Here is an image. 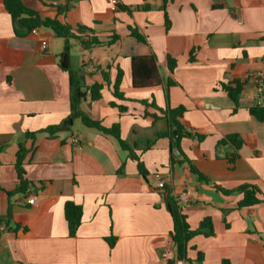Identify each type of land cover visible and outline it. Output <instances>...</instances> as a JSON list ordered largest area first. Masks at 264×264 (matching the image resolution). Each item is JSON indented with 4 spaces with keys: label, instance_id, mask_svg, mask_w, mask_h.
Here are the masks:
<instances>
[{
    "label": "crops",
    "instance_id": "crops-1",
    "mask_svg": "<svg viewBox=\"0 0 264 264\" xmlns=\"http://www.w3.org/2000/svg\"><path fill=\"white\" fill-rule=\"evenodd\" d=\"M24 2L43 18L93 29L104 43L120 36L111 46L90 50L72 40L71 65L86 86L104 83L102 98L92 101L88 94L83 109L106 128L119 125L121 138L148 174L141 175L138 162L113 136L81 120L54 136L40 133L71 113L69 74L59 67L64 39L45 28L17 36L0 0V219L9 222L0 225V264H166L174 254L167 192L174 199L185 194L178 203L191 229L206 218L213 223V236L200 235L188 244L194 264L200 252L202 264H264V203L238 208L241 193L216 189L253 184L264 196V121L249 112L264 105L255 77L264 75V0H170L169 29L163 0ZM61 4L68 6L64 14L56 8ZM130 27L147 42L132 37ZM133 57H154L161 83L136 87ZM169 57L177 61L173 72ZM119 70L125 100L113 95ZM235 80L244 82L236 112L221 86ZM140 100L162 109L183 106L182 124L204 139L183 138L177 147L175 138L159 137L172 132L167 118L156 119L160 113ZM230 135L243 140L235 163L229 161L235 147L218 145ZM21 146L31 184L14 193ZM183 156L209 182L199 181ZM160 180L165 187H158ZM69 201L83 209L75 237L69 236L64 215ZM112 237L113 247L107 240Z\"/></svg>",
    "mask_w": 264,
    "mask_h": 264
},
{
    "label": "trees",
    "instance_id": "trees-1",
    "mask_svg": "<svg viewBox=\"0 0 264 264\" xmlns=\"http://www.w3.org/2000/svg\"><path fill=\"white\" fill-rule=\"evenodd\" d=\"M170 0H163L165 11V22L166 28L170 27V20L168 18L166 7ZM6 10L12 17L13 26L15 34L17 36H26L33 29H51L56 37L64 39V49L60 54L59 67L69 74L70 78V99H71V113L70 115L63 120L60 124L50 126L44 130H41L40 133H46L49 136H54L58 133L71 130L74 122L76 120H81L83 125L87 128L96 129L103 134L113 136L119 143L120 147L129 152V155L132 159L138 162V168L141 175L146 178L148 172L140 160V158L133 154V150L128 146V144L121 138L119 125H115L112 128L104 127L99 121L93 120L83 109V104L85 103L88 94L92 101H98L102 98V91L104 89V83H97L92 86H86L83 83L79 73L72 68L71 65V49H72V40L77 41L81 47L85 50H90L94 47L106 44L108 46L113 45L120 40V36L113 34L107 42H102L99 39L98 34L88 27H77L69 25L68 23H62L58 19L43 18L41 15L34 9L28 7L24 0H3ZM121 9L125 7L119 6ZM59 14H64L68 11L67 5H57L56 6ZM130 33L132 37L137 39L139 42L146 43V37L139 32L137 28L130 27ZM177 66V61L169 57L168 59V68L171 72ZM133 72H134V85L136 87H146L157 86L161 83V78L157 72L156 61L154 57H133ZM103 78L105 83H109V77L106 72H103ZM123 78V72L118 71L117 78L114 83L113 95L118 100H125L124 94L120 90L121 81ZM169 85H172V82H169ZM222 88L227 92L229 98L231 99L234 105V112L239 108V99L240 95L244 89V82L240 80H235L228 84H221ZM140 104L146 107H152L160 114L155 113L153 116L158 119L161 117H166L172 132L160 134L159 137L170 136L175 138V145L179 147V141L183 138H194L195 134L188 131L181 122L182 117L186 109L183 106L177 108H160L155 101L149 102L148 100H140ZM113 105H116L113 103ZM120 112H126L127 107L123 105H118ZM249 112L254 116L258 121H264V105L257 104L250 107ZM175 132V134H174ZM27 136L35 138L36 133H29ZM200 140L204 139L203 135L197 136ZM231 143L235 147V152L229 157L231 163H235L238 157V150L243 145V140L239 135H230L222 140L218 145H225ZM154 144V141H150L147 145V148H150ZM181 153V151H180ZM181 155H183L181 153ZM27 156V150L21 146L17 153L16 169L19 176V186L14 193L21 192L27 188L31 183L26 179L24 162ZM182 163L189 164L191 172L199 181L209 182V179L205 177L192 163L190 159L183 156ZM216 189L223 193L224 195H231L233 193L239 192L243 195L242 200L238 203V208L252 207L264 203V196L261 190L253 184H242L233 189H225L222 186H216ZM166 204L167 208L173 219V231L171 233L173 240V249L174 254L169 258L166 264H178L179 261L185 260L190 264H194V261L188 259V244L189 242L200 235L210 237L213 236L215 231L213 223L210 218L204 219L197 229H191L188 224L187 217L183 214L182 209L178 201L170 197V193L167 192ZM64 215L68 225V232L70 237H75L79 230V227L82 223L83 218V209L82 206L75 204L74 202H67L64 207ZM9 224L7 221L0 219V225ZM110 246L113 247L115 244L116 238L112 237L107 239ZM203 254L200 252L195 261L197 264L203 263ZM222 264H232L228 260H224Z\"/></svg>",
    "mask_w": 264,
    "mask_h": 264
},
{
    "label": "built area",
    "instance_id": "built-area-1",
    "mask_svg": "<svg viewBox=\"0 0 264 264\" xmlns=\"http://www.w3.org/2000/svg\"><path fill=\"white\" fill-rule=\"evenodd\" d=\"M38 29H33L32 30V33L33 34H38ZM44 45L47 44V42H44L43 43ZM255 77L258 81V92L259 94H262L263 93V89H264V75L261 73V72H258L255 74ZM158 187L160 188H163L165 187V182L163 180H160L158 182ZM186 199V196L185 194H181L178 198H176L177 201H181V200H185ZM28 203L29 204H34V199H31V200H28Z\"/></svg>",
    "mask_w": 264,
    "mask_h": 264
}]
</instances>
